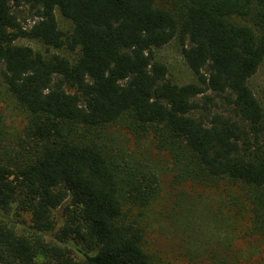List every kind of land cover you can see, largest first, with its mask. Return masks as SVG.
Segmentation results:
<instances>
[{"label": "trees", "instance_id": "obj_1", "mask_svg": "<svg viewBox=\"0 0 264 264\" xmlns=\"http://www.w3.org/2000/svg\"><path fill=\"white\" fill-rule=\"evenodd\" d=\"M174 38L194 81L155 54ZM263 61L264 0H0L2 80L27 113L0 141V264H153L125 208L150 204L159 179L104 140L120 120L153 133L179 182L222 186L263 237L264 105L249 85Z\"/></svg>", "mask_w": 264, "mask_h": 264}, {"label": "rangeland", "instance_id": "obj_2", "mask_svg": "<svg viewBox=\"0 0 264 264\" xmlns=\"http://www.w3.org/2000/svg\"><path fill=\"white\" fill-rule=\"evenodd\" d=\"M17 13L25 26L33 23L27 7L17 9ZM56 14L58 26L70 31L71 23L58 9ZM17 42L30 45L47 56L60 54L71 59L76 56L75 51L66 47L49 46L35 38L23 37ZM155 54L167 65L174 82L183 84L196 79L177 38L155 48ZM1 71L0 67V141L7 143L23 133L27 113L6 90ZM249 85L264 105V61L249 79ZM226 109L227 106L221 104L218 110ZM103 134L115 152L148 163L158 175L159 190L150 204L125 208L127 217L143 226L145 249L153 264H221V258L234 261L232 264H264V236L251 232L249 217L236 213L222 186L179 182L178 169L170 155L157 148L152 132L129 131L125 121L120 120L107 127Z\"/></svg>", "mask_w": 264, "mask_h": 264}]
</instances>
